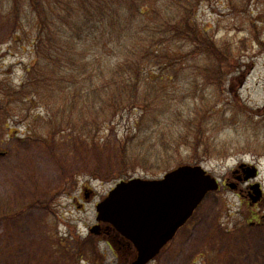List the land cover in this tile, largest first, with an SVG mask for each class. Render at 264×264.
Here are the masks:
<instances>
[{
	"label": "rangeland",
	"instance_id": "obj_1",
	"mask_svg": "<svg viewBox=\"0 0 264 264\" xmlns=\"http://www.w3.org/2000/svg\"><path fill=\"white\" fill-rule=\"evenodd\" d=\"M198 19L218 43L227 42L236 53L235 71H227L220 89L207 84L210 62L178 44L184 57L178 69L186 67L175 86L166 84L170 88L159 97L162 111L154 110L140 127L136 121L141 114L132 112L108 120L111 128L106 132L103 115L88 110L87 121L98 117L99 134L93 132L98 140L81 127L59 128L51 137L46 124H80L84 117L79 108L56 118L47 115V104L53 109L63 106L50 93L31 104L15 96L9 100L11 114L0 111V264H87L85 257L97 264H123L102 236L89 232L96 225V206L121 181L160 179L166 173L135 165L120 175L117 147L127 142L135 164L147 158L160 138L175 145L178 137H188L189 144L199 142L201 152L208 145L221 147L210 151L211 156L227 158L200 164L220 181L221 190L207 196L191 222L151 264H264V198L251 205L248 197L254 183L264 192V0H211L199 10ZM34 24L26 14L20 25H9L0 13V90L8 85L16 92L25 67L32 66ZM194 103L204 108L198 117L204 116L203 121L197 124L202 126H193L199 129V141L198 132L184 129ZM186 152L182 148L176 156L194 165ZM243 163L259 171L258 179L248 185L232 176ZM225 184L238 186L233 190ZM73 236L85 241L92 236L98 244L94 249L86 243L89 252L81 256Z\"/></svg>",
	"mask_w": 264,
	"mask_h": 264
},
{
	"label": "trees",
	"instance_id": "obj_2",
	"mask_svg": "<svg viewBox=\"0 0 264 264\" xmlns=\"http://www.w3.org/2000/svg\"><path fill=\"white\" fill-rule=\"evenodd\" d=\"M209 1L0 0V13L9 25H20L26 14L31 15L35 23L33 64L25 67L23 81L16 92L8 85V89L0 90V111L10 115L9 100L15 96L31 104L42 96L54 94L64 107L53 109L47 104L44 109L50 108L47 115L56 118L60 112L79 108L84 118L80 124L68 120L46 124L51 137H55L59 128L81 127L95 139L93 132L96 130L99 134L98 117L87 121L88 110L103 115V120H107L103 124L106 132L111 128L108 120H119L132 112L141 114L136 121V127H140L144 121L147 123V117L154 115V110L162 111L159 97L170 88L166 84L172 82L171 87L175 86L178 75L186 67L183 64L182 69H178L184 58L176 48L178 44L187 45L191 54L210 62L212 68L207 70V84L218 85L215 87L220 89L227 71L233 73L238 61L227 42L218 43L208 29L199 24V10ZM203 111L197 103L191 106L185 131H199L193 126H202L197 124L203 121L204 116L198 120ZM199 137L198 132V141ZM188 140V137H178L177 144L170 145L160 138L147 151V158L135 164L132 155L127 153V142L120 141L117 147L120 175H126L135 165L167 173L186 163L181 156H176L182 148L187 149L194 165L227 158L218 153L211 156L210 151L217 152L221 148L218 145H208L201 152L199 142L189 144ZM202 153H206V157ZM112 236L115 238L117 233L113 232ZM83 240L80 236L74 237L81 256L89 252L86 243L94 249L98 244L97 238L92 236L88 237V242ZM131 255L135 257L133 249ZM84 261L97 264L92 258L89 261L85 257Z\"/></svg>",
	"mask_w": 264,
	"mask_h": 264
},
{
	"label": "water",
	"instance_id": "obj_3",
	"mask_svg": "<svg viewBox=\"0 0 264 264\" xmlns=\"http://www.w3.org/2000/svg\"><path fill=\"white\" fill-rule=\"evenodd\" d=\"M256 177L257 170L250 168L245 180ZM219 187L202 166L190 165L158 180L121 182L97 205V225L90 233L99 236L102 225L112 227L135 247L137 257L132 264H149L188 223L206 196ZM251 190L256 204L263 196L261 186L256 184Z\"/></svg>",
	"mask_w": 264,
	"mask_h": 264
},
{
	"label": "flooded vegetation",
	"instance_id": "obj_4",
	"mask_svg": "<svg viewBox=\"0 0 264 264\" xmlns=\"http://www.w3.org/2000/svg\"><path fill=\"white\" fill-rule=\"evenodd\" d=\"M238 178L240 179V177H238ZM101 235H105L104 236L105 238H107L108 240L112 241L111 240L112 232H106V233L102 232ZM115 239H116V241H115V243L112 242V246H111V244L109 242H108V244L110 246V249H111L112 253L113 252H117L118 255H120L119 253H121L123 251L121 248H123V247L125 248V247L129 246L128 245L129 243L127 241H125L124 239H122L119 235H117L115 237Z\"/></svg>",
	"mask_w": 264,
	"mask_h": 264
}]
</instances>
